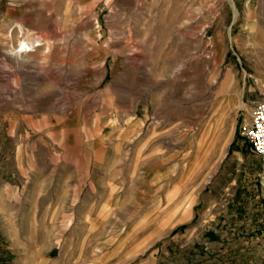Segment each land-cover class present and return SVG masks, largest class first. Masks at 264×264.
<instances>
[{
	"label": "rangeland",
	"instance_id": "1",
	"mask_svg": "<svg viewBox=\"0 0 264 264\" xmlns=\"http://www.w3.org/2000/svg\"><path fill=\"white\" fill-rule=\"evenodd\" d=\"M263 80L264 0H0V264H264Z\"/></svg>",
	"mask_w": 264,
	"mask_h": 264
},
{
	"label": "built area",
	"instance_id": "2",
	"mask_svg": "<svg viewBox=\"0 0 264 264\" xmlns=\"http://www.w3.org/2000/svg\"><path fill=\"white\" fill-rule=\"evenodd\" d=\"M240 133L262 161L260 176L264 186V80L259 85V96L254 101L248 120L240 126Z\"/></svg>",
	"mask_w": 264,
	"mask_h": 264
},
{
	"label": "bare ground",
	"instance_id": "3",
	"mask_svg": "<svg viewBox=\"0 0 264 264\" xmlns=\"http://www.w3.org/2000/svg\"><path fill=\"white\" fill-rule=\"evenodd\" d=\"M41 44H42V41L40 39L31 40L28 38H24L20 40L17 47L14 48V54L24 56L25 54H29L30 53L29 51H32L35 48H38Z\"/></svg>",
	"mask_w": 264,
	"mask_h": 264
},
{
	"label": "crops",
	"instance_id": "4",
	"mask_svg": "<svg viewBox=\"0 0 264 264\" xmlns=\"http://www.w3.org/2000/svg\"><path fill=\"white\" fill-rule=\"evenodd\" d=\"M256 155V154H255ZM257 156V155H256ZM259 157V156H258ZM260 158V157H259ZM261 160V159H260ZM261 169H262V161H261Z\"/></svg>",
	"mask_w": 264,
	"mask_h": 264
}]
</instances>
